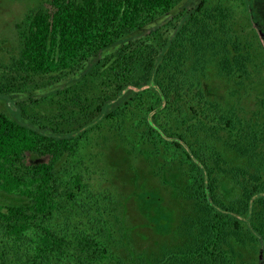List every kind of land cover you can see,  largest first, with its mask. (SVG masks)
I'll return each mask as SVG.
<instances>
[{"label": "trees", "instance_id": "obj_1", "mask_svg": "<svg viewBox=\"0 0 264 264\" xmlns=\"http://www.w3.org/2000/svg\"><path fill=\"white\" fill-rule=\"evenodd\" d=\"M205 1L49 0L15 26L0 55V192L27 202L0 204V264H128L111 195L92 186L111 139L183 185L175 232L140 264H264V124L199 77ZM222 63L239 85L244 59Z\"/></svg>", "mask_w": 264, "mask_h": 264}, {"label": "rangeland", "instance_id": "obj_2", "mask_svg": "<svg viewBox=\"0 0 264 264\" xmlns=\"http://www.w3.org/2000/svg\"><path fill=\"white\" fill-rule=\"evenodd\" d=\"M47 1L49 0H0V55L13 51V44L16 42L15 26L29 12ZM243 4H248L250 11L246 12ZM207 7H214L216 10L213 19L206 25L209 32L207 42L201 48L203 59L197 53L204 66L199 77L215 100L222 104L228 103L229 106L233 101L232 104L235 105L237 101L239 117H248L252 112H258V123L264 124V67H261L264 52L256 35L259 27L264 30V0H207L204 8ZM222 28L226 30L225 35L220 34ZM216 35H221L222 45L215 44ZM225 49L232 51L235 56L225 52ZM233 58L244 59L247 66V71L244 69L240 74L237 73L242 77L237 81L239 85L222 77L219 70L224 67L222 60L229 62ZM106 144L104 150L100 151L101 166L104 165L106 171L105 174L98 171L93 175L92 186L104 191V195L109 193L113 200L115 224L111 230L117 242L115 249H121L117 255L128 264L132 262V258L136 264H140L138 257L142 253H154L158 245L175 232L180 220L176 196L178 190H183V185L177 179L164 182L165 177H162L160 180L147 165L143 166L144 160L134 162L123 144L112 139ZM220 191L225 198H232L239 193L237 188L224 182L221 183ZM26 202L0 192L1 205H24ZM251 246H255L253 249L257 250L258 261L261 258L262 243L258 239Z\"/></svg>", "mask_w": 264, "mask_h": 264}]
</instances>
